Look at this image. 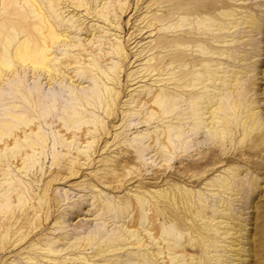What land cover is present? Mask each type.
Wrapping results in <instances>:
<instances>
[{
  "label": "rangeland",
  "instance_id": "rangeland-1",
  "mask_svg": "<svg viewBox=\"0 0 264 264\" xmlns=\"http://www.w3.org/2000/svg\"><path fill=\"white\" fill-rule=\"evenodd\" d=\"M87 1L56 12L66 76L0 83V264H264V0Z\"/></svg>",
  "mask_w": 264,
  "mask_h": 264
},
{
  "label": "bare ground",
  "instance_id": "bare-ground-1",
  "mask_svg": "<svg viewBox=\"0 0 264 264\" xmlns=\"http://www.w3.org/2000/svg\"><path fill=\"white\" fill-rule=\"evenodd\" d=\"M66 2H68V5L66 6V8L69 6H73V5L76 7H79V8L85 7L87 12H89V14H91L90 8L88 7V1L87 0H0V83H2L1 81H4L6 79V76L9 75L10 73H12V75H13L14 74L13 72H15V68H18V67H23L24 69L26 67H31L32 68L31 70L34 72L38 70L39 72H42L44 75H46V78H49L48 81H50L51 79H54V78L55 79L60 78L59 76L61 73L62 74L64 73L66 76V73L64 71H61L58 67L59 65L57 62H59L61 59L58 58L57 56L56 57L53 56L56 53V52H54L53 49L54 48L57 49V47L59 46L60 43L65 42L66 44H69L70 46L72 45V40L70 39L71 31L69 32L68 28H71L70 26H74V22H72V24L69 25V21H68V26L65 25L66 28L61 29L60 23L57 21L58 15H56V12L60 8V6L65 4ZM216 6L217 5H214L213 8H216ZM220 6H222V4ZM62 8H64V7H62ZM125 8L126 7H123V6L120 7L121 16L126 12L125 10H127V9H125ZM114 9L116 10V8H114ZM97 14L102 18L105 17L106 19H110V17H108V15H107L110 13L105 12L104 10L98 11ZM72 21H73V19H72ZM118 23L119 22H117V24ZM61 25H63V24L61 23ZM62 44H64V43H62ZM124 50H125V48L123 47V44L121 43L120 47H118V49H116V52H117V54H121L122 51H124ZM179 55H180L178 58L179 60H182L184 57H187L186 52H183V51ZM59 64H61V63H59ZM34 74H36V73H34ZM12 75H11V77H12ZM117 76H118V74H117ZM9 77H10V75H9ZM84 77H86V76L83 74L81 76V78H84ZM88 77H89V75H88ZM198 78H200L202 81H206V80H209L211 77H210L209 73L204 72V74H202ZM114 79H117V77ZM118 79H120V76H118ZM214 80H215V78H214ZM48 84H50V83H48ZM190 85L191 84H189L187 86H190ZM177 86H179V85H177ZM153 96L154 97H152L146 103L153 102L152 104H150V106H153V104H157L159 102L158 105L160 106V108L161 109L165 108V111H166V107L161 102L166 101L170 97L167 96L166 94L165 95H159L160 99L158 101H155L156 96H157V92H155ZM200 97L205 98V97H203V95H200L199 98ZM113 100H115V98H113ZM200 102H204V103L209 102L208 103L209 105H206V106H208L209 110L212 109L211 115L209 117L214 118L215 117L214 114L216 113V111L221 109V105H220V107L218 106L215 109H213V107L215 106V103H213L212 99L209 101H208V99L202 100V101L200 99H198L196 101L197 104ZM151 111L153 112L155 110L152 109ZM165 111H164V113H165ZM9 113L11 114V117H13L15 119H21V117H23L24 122L27 119V114L25 115L23 113H11V112H9ZM69 120L71 122H75V120L80 121L81 118L79 115H72L69 118ZM1 122L2 123L0 124V142L5 141V143H6L8 138H10V136H12V134H13V132L10 130H11V128L15 127V125H14L15 121L13 122L10 120H6V121L1 120ZM28 123L29 122H26V125ZM181 132H182V130H181ZM36 133H37V131H36ZM18 134L19 133H17V135ZM19 135L22 136L21 134H19ZM174 135H175V133H172L171 131H169L167 133L168 139H171ZM165 136H166V134H165ZM23 137H24V135H23ZM11 142H12V140H11ZM168 142H169V140H168ZM164 144H165V142H164ZM16 145H19V143ZM0 147H1V145H0ZM12 153H14V152H12ZM13 162H15V161H13ZM17 162H19V160ZM192 177H194V176H192ZM0 184L2 186V183H0ZM7 207H8L7 211H10L11 205L7 206ZM0 212H2V210H0ZM139 219H140V215L137 214L136 216H134V220H133L132 224H134L136 222L135 224L137 225ZM149 219H150V222H152L153 227L157 229L156 223H158V221L156 219H153L151 216ZM155 221H157V222L155 223ZM139 222H140V220H139ZM9 225L12 226L10 218H8L7 221L4 223H0V229L3 228V232L5 231V235H3V232L0 233V256L4 252L8 251L9 248H11L13 246V243L10 244L11 243L10 241L12 239L10 238L8 240V237L6 236L8 234V231H9V227H8ZM130 226H132V225H127V227H129V228H130ZM156 233H158V234H156L153 237V239H155V238L157 239L159 232H156ZM23 238L24 237H22V239ZM158 238H160V236ZM168 239H174V238L164 237L160 243H162L163 241H167ZM132 243L134 245H141V246H147V245L151 244L150 242H147V244H146L145 242H142V240L138 241V242L134 241ZM88 244H89V241L86 244V246ZM126 244H128V243H126ZM112 246L115 248L117 246V244L112 245ZM167 248L176 254L178 253V245H176L174 243H168ZM184 248H185V246H184ZM183 250H185V249H183ZM103 251H105V250H100L98 252V254H100ZM183 252H185V251H183ZM183 252H182V254L178 255V257H176V259L178 258V260H179V257L184 258L186 256V254ZM159 253H163V249H161L159 251ZM190 256H192V258H195L192 254H190ZM173 261H174V259H173ZM198 263L199 262H194L193 264H198Z\"/></svg>",
  "mask_w": 264,
  "mask_h": 264
}]
</instances>
